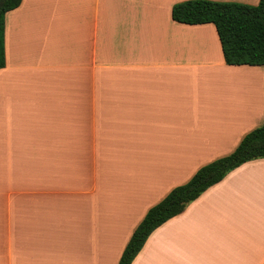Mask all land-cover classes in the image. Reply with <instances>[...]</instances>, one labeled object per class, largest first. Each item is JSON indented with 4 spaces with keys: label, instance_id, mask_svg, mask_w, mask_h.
Instances as JSON below:
<instances>
[{
    "label": "crops",
    "instance_id": "crops-1",
    "mask_svg": "<svg viewBox=\"0 0 264 264\" xmlns=\"http://www.w3.org/2000/svg\"><path fill=\"white\" fill-rule=\"evenodd\" d=\"M180 1L5 13L0 264H117L149 207L264 122V66L227 64L212 23L172 19ZM131 264H264V158L155 228Z\"/></svg>",
    "mask_w": 264,
    "mask_h": 264
},
{
    "label": "trees",
    "instance_id": "trees-1",
    "mask_svg": "<svg viewBox=\"0 0 264 264\" xmlns=\"http://www.w3.org/2000/svg\"><path fill=\"white\" fill-rule=\"evenodd\" d=\"M20 3L21 0H0V68L5 64L4 16ZM171 17L186 24L212 23L227 64L264 66V0L255 5L235 1L184 0L173 4ZM257 158H264V122L246 133L232 152L199 167L188 181L175 186L149 207L132 231L117 264H131L155 228L181 213L231 170Z\"/></svg>",
    "mask_w": 264,
    "mask_h": 264
},
{
    "label": "rangeland",
    "instance_id": "rangeland-1",
    "mask_svg": "<svg viewBox=\"0 0 264 264\" xmlns=\"http://www.w3.org/2000/svg\"><path fill=\"white\" fill-rule=\"evenodd\" d=\"M120 258V257H119Z\"/></svg>",
    "mask_w": 264,
    "mask_h": 264
}]
</instances>
